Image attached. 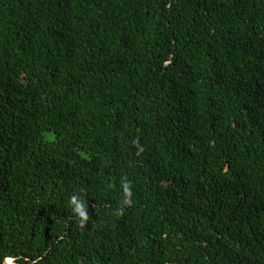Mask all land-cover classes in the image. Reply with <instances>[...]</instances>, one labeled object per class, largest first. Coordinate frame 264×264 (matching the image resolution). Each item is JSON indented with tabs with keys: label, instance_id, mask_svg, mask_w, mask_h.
I'll list each match as a JSON object with an SVG mask.
<instances>
[{
	"label": "trees",
	"instance_id": "16d2710c",
	"mask_svg": "<svg viewBox=\"0 0 264 264\" xmlns=\"http://www.w3.org/2000/svg\"><path fill=\"white\" fill-rule=\"evenodd\" d=\"M6 254L264 264V0H0Z\"/></svg>",
	"mask_w": 264,
	"mask_h": 264
},
{
	"label": "clouds",
	"instance_id": "9594fccd",
	"mask_svg": "<svg viewBox=\"0 0 264 264\" xmlns=\"http://www.w3.org/2000/svg\"><path fill=\"white\" fill-rule=\"evenodd\" d=\"M139 146V141H134ZM142 150V146H139ZM120 189L122 191V207L117 209V214H123L126 206H130L133 203V187L132 181L128 178H122L120 180ZM85 189H80L79 191H74L69 199V207L74 217L76 218L78 225L81 228L87 224L90 219V214L88 211V205L85 202L84 196L81 195L82 192H85ZM15 257L11 254L0 255V264H14Z\"/></svg>",
	"mask_w": 264,
	"mask_h": 264
}]
</instances>
